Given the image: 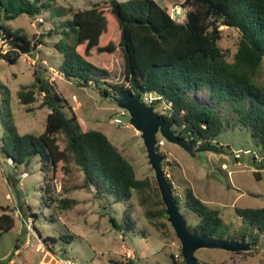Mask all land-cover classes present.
Returning a JSON list of instances; mask_svg holds the SVG:
<instances>
[{"label": "rangeland", "instance_id": "obj_1", "mask_svg": "<svg viewBox=\"0 0 264 264\" xmlns=\"http://www.w3.org/2000/svg\"><path fill=\"white\" fill-rule=\"evenodd\" d=\"M30 1L37 5L44 2V5L34 15L21 13L10 19L4 18L0 7V25H9L31 39H40L36 48L21 54L13 62L0 57V213L2 205H6L14 217L10 229L0 230V264H57L53 251L70 255L79 264H110L112 260H118L119 264H181V243L166 213V216L149 220L135 192L127 202L114 201L109 193L99 196L94 187H81L83 173L73 163L71 175L60 172L52 177L48 173L46 181L50 185V195L73 197L76 202L66 208L57 206L54 199L47 204L42 200L45 179L39 156L32 155L27 163H16L4 150L8 125H15L19 133L38 134L44 130L50 108L41 103L43 92L29 104L21 103L16 94L21 85L34 81L35 69H38L37 75L43 81H51L67 99L61 108L67 115L74 112L82 129L101 130L132 163L137 177H154L140 132L129 122L127 110L114 100L115 94L101 82L79 84L76 77L64 76L59 68L65 55L74 59L71 46L75 36L70 27V8L90 7L95 1L105 0ZM159 1L167 4L173 17H183V9L179 7L181 0ZM176 7L180 8L179 13H176ZM220 28V45L226 60L232 61L238 31L226 25H220ZM114 29L113 35L118 37L116 22ZM0 43H4L1 36ZM89 60L101 66L110 60L108 81L125 83L123 55L119 48L112 53L94 52ZM251 80L264 92V58ZM103 87L107 88V95L100 91ZM195 98L216 105L234 122L217 136L224 147L221 152L199 150L195 146L190 151L158 133V138L164 139L158 149L165 154L163 168L181 198L180 210L187 224L192 225L197 220L183 204L185 189L190 187L208 206L219 210L223 219L220 229L225 237L240 238L243 232L247 240L253 233L258 236V241L249 250L201 247L195 250V256L222 264H264V232L250 226L235 211L237 207L264 205V167L252 161V156L260 155V147L249 131L235 121L238 112L228 101L219 102L205 88L198 90ZM115 117H119L121 123H116ZM254 171L261 176L256 177ZM127 205L135 221L133 227L123 222ZM110 215L117 225L112 223ZM60 234L70 237L64 239L59 237ZM51 236L58 239L51 241ZM127 252L133 253L134 257L127 258Z\"/></svg>", "mask_w": 264, "mask_h": 264}, {"label": "trees", "instance_id": "obj_2", "mask_svg": "<svg viewBox=\"0 0 264 264\" xmlns=\"http://www.w3.org/2000/svg\"><path fill=\"white\" fill-rule=\"evenodd\" d=\"M180 4L184 8L181 19L172 17L168 7L158 0H105L95 1L90 7L70 8V27L75 36L71 46L74 59L65 55L59 64L60 71L64 76L76 77L77 83L82 85L101 82L114 94L121 90L140 92L141 97L151 93L155 96L151 101L154 107L163 100L170 101L169 115H163L157 108L156 112L173 121L174 131L192 141L196 149L221 152L224 147L217 136L234 120L216 105L195 98L198 90L205 88L211 97L219 102L228 101L238 112L235 121L249 131L260 147V155L252 156V161L264 167V92L251 80L264 58V0H181ZM42 5L44 2L37 5L30 0H0L5 19L21 13L34 15ZM115 22L118 37L113 35ZM220 25L238 31L232 61L226 60L220 45ZM0 36L7 47L5 52L0 47V57L10 62L36 48L40 40L31 39L20 29L13 30L6 24L0 25ZM117 48L123 55L125 83L108 81L110 60L102 66L89 60L94 52L112 53ZM37 71L35 69L34 81L21 85L16 94L21 103L29 104L43 92L41 103L50 108L44 130L38 134L19 133L16 126L10 124L4 150L16 163H27L32 155L39 156L45 179L42 200L48 204L54 199L61 208L76 202L73 197L50 195V185L46 181L48 173L52 177L60 172L71 175L74 163L83 173L81 187L92 186L99 196L109 193L114 201L122 202H127L135 192L149 220L166 216L155 177H137L132 163L104 132L95 128L82 129L74 112L67 115L62 110L67 99L51 81H43ZM100 91L108 94L106 87ZM156 148L158 150L159 145ZM160 153L165 158V154ZM164 164L162 160L165 178L180 204L181 198ZM254 174L258 178L261 176L258 171ZM154 204L161 207L156 208ZM183 204L197 216L192 225L188 224L191 231L226 236L220 229L223 219L219 210L208 206L190 187L185 189ZM2 208L0 230L6 231L14 225V217L7 211L8 206L2 205ZM235 211L250 226L264 232V205L237 207ZM109 218L117 225L112 215ZM123 222L131 227L135 225L128 205L124 209ZM240 238L246 239L244 232ZM49 239L56 241L58 237ZM249 241L254 245L258 241L257 233H253ZM112 262L119 264L118 260ZM197 263L222 264L198 258Z\"/></svg>", "mask_w": 264, "mask_h": 264}, {"label": "water", "instance_id": "obj_3", "mask_svg": "<svg viewBox=\"0 0 264 264\" xmlns=\"http://www.w3.org/2000/svg\"><path fill=\"white\" fill-rule=\"evenodd\" d=\"M118 105L127 110L129 122L140 132L146 149L150 167L165 205L167 220L173 227L175 235L181 243L183 264H198L195 250L201 247H218L229 251L249 250L251 242L243 238H231L204 233L193 232L189 229L186 218L180 210L172 189L169 186L161 166L163 155L156 146L158 133L164 139L183 145L192 150L193 143L188 138L180 136L173 129V121L159 115L153 104H147L141 98V93L128 90L118 91L114 96Z\"/></svg>", "mask_w": 264, "mask_h": 264}, {"label": "built area", "instance_id": "obj_4", "mask_svg": "<svg viewBox=\"0 0 264 264\" xmlns=\"http://www.w3.org/2000/svg\"><path fill=\"white\" fill-rule=\"evenodd\" d=\"M179 7H181L183 9V15H184V8L180 5ZM179 7H176L175 11L176 13H179L180 12V8ZM171 12V11H170ZM171 14V13H170ZM182 15V16H183ZM172 16V15H171ZM173 17V16H172ZM175 18V17H174ZM0 47L2 48V51L5 52L7 47H6V44L3 43L1 44L0 43ZM144 102H146L147 104H151V101H153L155 99V96L151 93H144L141 97ZM156 108L164 115H169L171 113V102L170 101H161V103L159 105H157V107H154L155 111H156ZM114 121L116 123H121V119L119 117H115L114 118ZM163 141L164 139L163 138H158V143L157 145H161L163 144ZM236 155L238 156L239 153H236ZM257 160H260L259 157L256 158ZM53 257L55 258L57 264H79L74 258H72L70 255H63L61 254L59 251L58 252H55L53 251ZM126 257L127 258H132L134 257V254L133 253H130V252H127L126 253ZM110 264H117L115 262H111Z\"/></svg>", "mask_w": 264, "mask_h": 264}, {"label": "crops", "instance_id": "obj_5", "mask_svg": "<svg viewBox=\"0 0 264 264\" xmlns=\"http://www.w3.org/2000/svg\"><path fill=\"white\" fill-rule=\"evenodd\" d=\"M159 1V0H158ZM165 1V0H164ZM161 2V1H160ZM162 3V2H161ZM163 5H166L167 6V4H164V3H162Z\"/></svg>", "mask_w": 264, "mask_h": 264}, {"label": "bare ground", "instance_id": "obj_6", "mask_svg": "<svg viewBox=\"0 0 264 264\" xmlns=\"http://www.w3.org/2000/svg\"><path fill=\"white\" fill-rule=\"evenodd\" d=\"M43 264H47V263H43Z\"/></svg>", "mask_w": 264, "mask_h": 264}]
</instances>
